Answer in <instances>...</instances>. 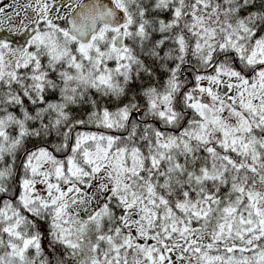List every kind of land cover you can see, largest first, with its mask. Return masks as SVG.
I'll list each match as a JSON object with an SVG mask.
<instances>
[{
  "label": "snow or ice",
  "instance_id": "6c2138e0",
  "mask_svg": "<svg viewBox=\"0 0 264 264\" xmlns=\"http://www.w3.org/2000/svg\"><path fill=\"white\" fill-rule=\"evenodd\" d=\"M0 264H264V0H0Z\"/></svg>",
  "mask_w": 264,
  "mask_h": 264
}]
</instances>
